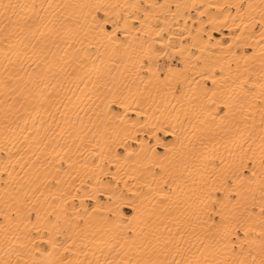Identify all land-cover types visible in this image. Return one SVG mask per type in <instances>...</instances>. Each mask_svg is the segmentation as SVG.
I'll return each instance as SVG.
<instances>
[{
    "label": "bare ground",
    "instance_id": "6f19581e",
    "mask_svg": "<svg viewBox=\"0 0 264 264\" xmlns=\"http://www.w3.org/2000/svg\"><path fill=\"white\" fill-rule=\"evenodd\" d=\"M0 264H264V0H0Z\"/></svg>",
    "mask_w": 264,
    "mask_h": 264
},
{
    "label": "rangeland",
    "instance_id": "374dc122",
    "mask_svg": "<svg viewBox=\"0 0 264 264\" xmlns=\"http://www.w3.org/2000/svg\"><path fill=\"white\" fill-rule=\"evenodd\" d=\"M161 136H163L162 134H161ZM166 139H168V138H166ZM90 205H92V203H90ZM125 211L127 212V213H130L131 211L129 210V209H127V208H125Z\"/></svg>",
    "mask_w": 264,
    "mask_h": 264
}]
</instances>
